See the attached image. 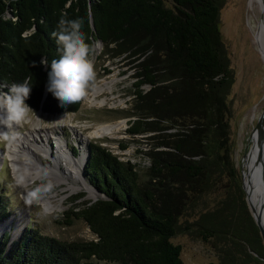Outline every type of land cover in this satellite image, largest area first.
Listing matches in <instances>:
<instances>
[{
	"label": "trees",
	"instance_id": "obj_1",
	"mask_svg": "<svg viewBox=\"0 0 264 264\" xmlns=\"http://www.w3.org/2000/svg\"><path fill=\"white\" fill-rule=\"evenodd\" d=\"M225 2L0 0V90L31 77V109L77 112L84 97L61 106L47 86L51 61L62 55L52 33L61 18L80 19L86 42L102 41L98 58L134 63L133 93L141 103L127 131L160 132L149 137L155 148L167 147L145 152L150 180L141 184L137 164L90 143L84 175L103 197L70 198L64 223L82 219L96 238L61 240L29 225L15 239L1 237L0 264H183L182 245L172 241L180 234L212 242L219 264H264V241L233 157L234 74L219 29ZM218 190L212 208L195 211ZM10 215L0 193V222Z\"/></svg>",
	"mask_w": 264,
	"mask_h": 264
},
{
	"label": "rangeland",
	"instance_id": "obj_2",
	"mask_svg": "<svg viewBox=\"0 0 264 264\" xmlns=\"http://www.w3.org/2000/svg\"><path fill=\"white\" fill-rule=\"evenodd\" d=\"M262 11V6L257 1L226 0L219 20L220 33L234 74V84L229 95L231 106L229 122L231 124L233 157L241 175L243 171L245 175L247 158L244 156L251 150L256 137L263 131L256 129L257 131L255 130L253 133L264 112V37L260 38ZM103 48V44L97 50L94 48L95 80L84 97L81 108L77 112L60 113H68L67 122L63 127H53L54 118L59 114L52 115L32 109L30 122L19 125V127L21 126L19 139L15 136L8 141L0 140V193L5 197L11 210V215L7 219L13 221V229L6 232H9L14 239L29 225L38 228L43 234L61 240H92L96 238L89 225L82 219H75L71 225L64 223L65 212L73 207L70 198L82 192L86 195L79 201L97 200L103 197L92 187L84 175L83 167L87 161L88 153L87 144H84L85 153L87 152L84 162L81 167L77 168V171L80 170L81 173L76 174L77 171L72 172L71 170L72 163L69 162L77 160L83 152L80 134L83 137L88 135L98 124H117L124 121L125 126L122 130L105 137L90 138L87 142L89 144L98 143L110 149L122 160H129L137 164L141 184L150 180L151 159L145 152L151 149L167 148H155L154 143L157 139L149 137L150 135L156 136L160 132L133 135L127 131L130 121L138 118L135 112L141 103L133 93L134 84L137 81V78L133 77L134 63L127 65L125 62L129 59L114 62L112 59H108L107 55L98 58L102 55ZM104 67L110 68L112 72L105 73ZM107 81L112 82L110 90L95 93L100 85L102 86ZM143 88L148 91L150 86L143 85ZM0 92L6 91L0 90ZM103 99L106 104H99ZM34 127L39 133L35 142L37 145L45 144L49 148L48 154L42 152L45 155L38 156L39 154L37 155L35 150L30 149L32 145L28 142L18 143L21 146L26 144L25 146L28 148H19V151H16L17 155L11 160L8 153L10 145L16 139L24 140L26 135L33 132ZM170 131H175V129ZM57 136H62L66 140L67 145L64 147V153L57 148ZM35 142L32 139V143L35 144ZM122 145H127V147L122 148ZM32 147L35 149V146ZM75 166L77 167V165ZM72 173H75L76 176H72ZM34 176L35 180H31ZM83 180L89 183L93 192L85 187H79L83 184ZM45 185H51V188L48 192L40 195L42 201L40 199L32 200L29 203V193L37 187ZM72 186L79 188L73 189ZM219 192L221 191L205 195V199H201L195 211L203 210L206 205L208 208H212L215 200L221 197ZM43 201L46 202V205ZM45 208L48 209L47 212L44 211ZM249 209L251 211L250 207ZM195 216L196 214L191 219H194ZM14 227L18 228L15 236L13 234ZM3 235L0 236V239ZM172 241L182 245L183 264H209L210 262L219 264V258L212 242H205L189 234L177 235ZM99 264L121 263L99 261Z\"/></svg>",
	"mask_w": 264,
	"mask_h": 264
},
{
	"label": "clouds",
	"instance_id": "obj_3",
	"mask_svg": "<svg viewBox=\"0 0 264 264\" xmlns=\"http://www.w3.org/2000/svg\"><path fill=\"white\" fill-rule=\"evenodd\" d=\"M83 21L61 18L52 36L62 51L59 59H53L48 73L47 90L57 98L61 106L76 103L86 96L95 80L94 46L86 42L82 32ZM47 66L46 59L40 61ZM33 66L36 63L33 62ZM31 77L23 82L6 85L7 92H0V140L15 138L14 125L30 122L33 110L26 103L32 90ZM51 185L37 187L29 193V203L38 200ZM48 211L47 208L44 209Z\"/></svg>",
	"mask_w": 264,
	"mask_h": 264
},
{
	"label": "bare ground",
	"instance_id": "obj_4",
	"mask_svg": "<svg viewBox=\"0 0 264 264\" xmlns=\"http://www.w3.org/2000/svg\"><path fill=\"white\" fill-rule=\"evenodd\" d=\"M253 1H257L261 4L262 9H263V13H262V20L260 22V38L264 37V0H251ZM257 8V7H256ZM256 10V9H255ZM258 37V36H257ZM259 38V41L261 42V39ZM263 40V39H262ZM264 45V44H263ZM96 50L100 48V44H96L94 47ZM110 83H112L111 81H107L105 82L102 86L100 85V87L97 89V91L95 93L101 92L103 90H110ZM92 100V99H91ZM99 104H106V101L103 99L102 101L99 102ZM67 115L66 114H59L54 118V122H53V127L54 128H60L63 127L66 122H67ZM117 123V122H116ZM101 125V124H100ZM98 124V126H96L94 128V130L92 132H89L88 135L86 136H82V134H80V141L82 143V154L80 155V157L76 160H72L71 162H69L71 165V170L72 172L77 171L78 166L81 167L82 162H84V158H85V149H84V144H87V141L90 138H94V137H105L106 135L109 134H113L116 133L117 131H120L124 128L125 124L124 121H120L117 124H106V125H101L100 126ZM21 127V126H20ZM19 125H14L13 131L16 132V136L19 139L20 135H19V129H20ZM4 129L2 127H0V131H3ZM262 133L259 134L256 137V140L254 141L252 148L249 152H251L248 157H246V163H245V175H244V171H243V175L245 176V183L247 186V190H248V194L249 197L251 199V202L253 204V207L255 208L256 213H260L261 211V205L263 203L264 200V128H262ZM257 131V130H256ZM36 133V134H35ZM77 134V132H76ZM77 136V135H76ZM39 137V133L37 132V129L34 127L33 128V132L29 133V135L24 137V140H18L16 139L15 141H13V143L10 145V151H8L10 159L13 160V158L17 155L16 151L18 152L19 148H24L25 149V145H23L24 143H27L35 146L34 147L30 146L31 150L36 152V154L38 156L41 155H45L48 154L49 152V148L45 145V144H39L37 145V142H35V140ZM78 137V136H77ZM32 139L35 142L32 143ZM18 143H23L22 146ZM32 143V144H31ZM67 145L66 140L62 137V136H57V148L59 149V151H61L62 153L64 150V147ZM28 148V147H26ZM42 152H44L45 154H42ZM25 155V154H23ZM74 162V164H73ZM77 165V167L75 166ZM81 169V168H80ZM76 174H80V170L79 172H75ZM75 173H72V176H76ZM60 179V178H58ZM31 180H35V176L31 178ZM83 184H81V186L79 187H85L86 189L90 190V191H94L92 189V187L89 185V183H86L84 180L82 181ZM78 186H72L71 188L76 189L79 188ZM95 194L97 195V193L95 192ZM93 194V196H96ZM42 201V198H39ZM38 199V200H39ZM44 205H46V202L43 201ZM262 216V224L264 227V210L261 213ZM13 227V221H11L10 219H6L4 221H2L0 223V236L2 234H4V232H6L7 230L11 229ZM13 229V228H12ZM11 229V230H12ZM15 231L13 232L14 236L17 234L18 228L14 227ZM12 233V232H11Z\"/></svg>",
	"mask_w": 264,
	"mask_h": 264
},
{
	"label": "water",
	"instance_id": "obj_5",
	"mask_svg": "<svg viewBox=\"0 0 264 264\" xmlns=\"http://www.w3.org/2000/svg\"><path fill=\"white\" fill-rule=\"evenodd\" d=\"M97 43H99L100 45H102V41L100 40V41H98V42H95L94 47H95V45H96ZM39 111H42V110H39ZM262 128H264V112H263V114L261 115V117H260V119H259V121H258V123H257V126H256V128L254 129L253 133L255 132L256 129L259 130V131H261ZM252 135H253V134H252ZM87 150H88V153H87V160H88L89 157H90V154H91V148H90V144H89V142H87ZM248 154H249V152H248L247 154H245L244 157H245V158L248 157ZM86 162H87V161H86ZM85 165H86V163H85ZM85 165H84V167H85ZM84 167H83V168H84ZM242 175H243V174H242ZM243 188H244L245 191H246V194H247V201H248L249 207L251 208V211H252L253 217H254V219H255V221H256V223H257L259 229H260L261 236H262L263 241H264V227H263V224H262V216H261V213H262L263 210H264V200H263V203H262V205H261V211H260V213H256L255 208L253 207V204H252L251 199H250L249 194H248L247 186H246V183H245V181H244V175H243ZM12 239H13V238H12ZM12 239H11V240H12Z\"/></svg>",
	"mask_w": 264,
	"mask_h": 264
}]
</instances>
